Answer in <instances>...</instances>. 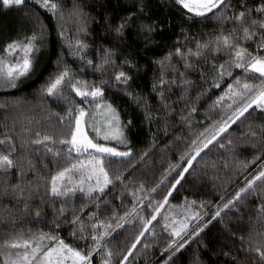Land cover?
Here are the masks:
<instances>
[{
    "label": "trees",
    "instance_id": "obj_1",
    "mask_svg": "<svg viewBox=\"0 0 264 264\" xmlns=\"http://www.w3.org/2000/svg\"><path fill=\"white\" fill-rule=\"evenodd\" d=\"M62 4L65 15L72 8L74 2H77L87 14L88 34L84 37L90 45L88 56L93 62L99 61V55H102L103 47L111 48L115 55L112 59L115 65L108 66L103 72L95 71L93 68L84 67L80 61L69 56L66 46H64L58 35L56 20L45 10L36 5L33 0H25L22 6H10L5 8L0 3V53L6 43L12 39H18L30 35L36 28L35 17H40L42 23L46 26V34L42 41V47L36 55L34 71L27 77H22L17 81L15 88L7 87L0 82V139L11 136L16 146L15 158L27 168V161L30 159L35 165V171H28L26 180H33L34 177H43L38 182L39 190L35 192L27 212H24L23 201H18L9 193L4 194L6 182L15 184L18 181V169L13 168L5 175L0 170V245L5 240L11 239L12 235L20 229L31 228L33 231L43 229L50 230V221L53 217V208L58 209L62 202L61 199L51 200L49 192L45 185L59 168L67 166V160L62 154L58 160L53 162V156L46 154L42 146H33L29 142L35 140L36 133L41 136L47 134L54 137L58 142L67 136L69 127L67 120L61 121L59 116H64L70 103L74 105L82 103V98L76 96L69 89L64 90V97H49L42 92V87L47 82L49 76L55 73L57 69V59L62 57L63 61L71 65L81 79L89 82L107 81L104 85V99L111 102L119 111L121 120L127 122L129 119L132 125L126 129L128 140L131 142L133 154L130 158H106L109 170L112 174H120L124 177L123 184L115 182L114 187L109 186L106 189L110 201L109 210L114 207L120 214L130 209L134 203L131 192L137 189L143 182L146 189L155 186L165 174L169 164H186L180 160V156L187 150L191 141L197 137L199 132L207 128L212 121L221 118V111L210 110L215 97L219 96L228 83L232 82L235 76L243 75L241 70L233 69V78L226 79L219 89L211 88L196 100L197 93L208 87L215 63L219 65L228 59L225 52L205 53L204 58H193L192 62L198 68H202L206 73L202 80L197 70L187 73L188 79L193 81V86L187 93L179 84L173 85L171 91L166 95L171 103L174 112L168 113L160 106L157 91H153L154 74L159 75V65L154 63L164 57L175 47L192 48L195 50L194 39L201 42L208 40L209 37L217 34L220 30V22L209 17L203 19L193 17L186 18L182 15L185 12L176 0H143V12L138 11L141 0H59ZM261 0H248L252 6L259 4ZM232 4L239 7V0H232ZM129 13H136V19L132 21L131 26L126 29L124 38L119 39L112 28L126 17ZM255 15V13L253 14ZM156 21V30L148 39L138 32L137 26L143 23ZM161 25L163 26L161 28ZM233 25L225 23L224 29L227 31ZM67 27L71 32L75 31L74 24L69 20ZM185 30V35L181 30ZM179 41V43L177 42ZM249 50L255 48V44L248 42L245 44ZM97 49H101L98 55ZM264 54V53H262ZM125 58L131 60L135 67L121 65ZM183 60L174 58L172 64L184 71ZM123 70L132 77L129 85L125 88L114 79L116 71ZM171 77V72L168 73ZM258 76V74H256ZM248 79L253 80L250 75ZM133 93L129 96L127 93ZM184 95L183 99L181 95ZM139 94L143 98L142 103H137L134 97ZM146 103L151 106L152 115L161 117L148 121L145 119V111L142 106ZM186 104H195L197 112L192 114L191 124H187L180 119L181 110L185 109ZM252 130L259 134V125L264 124V113L259 110H250L238 123L234 124L224 139L220 143L226 144L228 139H232L233 146L224 149L218 145L211 146L205 150L196 161L193 167L185 174L178 190L174 191L169 197L170 205H180L184 203L185 197L188 200H196L198 203L193 205L197 210L210 213L207 220L212 219L213 206L220 201L222 196L230 199L231 196L240 187H243L246 178L255 174L258 165L264 163V155L261 154V147H253L251 144L244 143L250 137L249 124ZM167 128L165 129V125ZM60 147L59 143L56 145ZM0 152H6V146L0 145ZM147 153L141 156L143 153ZM75 155V154H74ZM247 168L241 167L237 160H253ZM227 162V167L225 163ZM46 165V167H45ZM214 165V166H213ZM179 171V170H177ZM177 176L173 172L164 186L156 193L148 194L145 204L151 201L162 200L168 187L175 181ZM256 189L264 192V184L257 183ZM27 195V191L25 193ZM206 201L204 209H199V202ZM226 202V200H225ZM261 199L249 192L243 196L240 203L234 208L225 210L221 218L214 220L200 235L198 240H193L175 253L171 264H197V258L200 264H233L229 256L223 255L224 252L237 255L240 248L238 237L247 236L252 224L249 217L255 218L256 205ZM86 203L85 198L77 193L75 197L66 205L69 213L72 207L79 208L81 204ZM39 207L41 217L34 219L35 209ZM143 211L140 215L150 217L151 210L140 206ZM95 209L89 203L85 208L83 215ZM168 206L161 209V212H167ZM178 211V210H176ZM70 219V214H66ZM159 221V223H157ZM153 222L155 236L146 235L142 238V243L133 250L128 264H163L167 259L161 249L165 248L169 241V232L162 229V216L157 217ZM192 223H196L195 220ZM151 227V226H150ZM70 229L67 225H61L60 235L68 243H73L69 237ZM139 232V221H133L123 229L117 230L111 237V245L114 253H119L114 257L115 264L122 259L123 254L133 242ZM232 233L236 235L233 236ZM150 245L145 248L144 245ZM78 246L83 247V244ZM251 260L252 254L239 253L238 259ZM2 257H0L1 264ZM93 264H99V256L93 261Z\"/></svg>",
    "mask_w": 264,
    "mask_h": 264
},
{
    "label": "snow or ice",
    "instance_id": "obj_2",
    "mask_svg": "<svg viewBox=\"0 0 264 264\" xmlns=\"http://www.w3.org/2000/svg\"><path fill=\"white\" fill-rule=\"evenodd\" d=\"M25 0H0V3L7 8L10 6H22ZM40 8L49 13L56 20L57 35L61 43L66 46L69 56L74 57L86 68H93L95 71L103 72L108 66L115 65L112 57L115 55L111 48L103 47L102 55H99L101 49H97L99 61L94 63L88 56L90 45L84 37L88 34L87 14L77 2H74L72 8L68 11L67 17L65 10L59 0H33ZM185 12L186 18L199 17L208 19L209 17L220 22V30L217 34L209 37L208 40L201 42L194 39L195 50L192 48L175 47L164 57L155 60L159 65V75L155 76L153 82V91L157 92L160 106L168 113L174 112L166 93L171 91L173 85L179 84L187 93L193 86V81L188 79L187 73L197 70L203 80L206 73L202 68H198L192 60L193 58H204L205 53L225 52L228 59L216 65L213 63L212 76L208 82V87L197 93L196 100L208 92L211 88L219 89L226 79L233 78V69H239L243 75L235 76L231 83H228L223 92L215 97L210 110H219L222 115L218 120L204 128L195 139H193L187 150L180 156V160L186 164H169L165 174L160 181L152 188L146 189L143 182L139 187L131 192L134 203L130 209L120 214L114 207L109 210L110 201L107 199L106 189L109 186L114 187L115 182L123 184L124 177L120 174H112L109 170L106 158H130L133 154L131 142L127 139L125 130L132 125L131 119L127 122L121 120L117 108L109 101L104 99V85L107 81L89 82L81 79L78 73L72 69L71 65L63 61L62 57L57 59V71L51 74L42 87V92L49 97H64V90L67 88L76 96L82 98V103L74 105L69 104L64 116H59L61 121L67 120L69 133L58 142L51 135L36 133V139L29 143L33 146H42L46 154L53 156V162L58 160L63 154L66 158L67 166L59 168L51 175L50 180L45 185L46 191L50 194L51 200L61 199L60 207L53 208V217L50 223V230L44 231L37 229L33 231L30 227L20 229L14 233L11 239L4 241L0 245V257L2 264H93V261L99 256V264H115L114 257L119 253H114L111 245V237L119 229L132 224L133 221H139V232L135 236L127 252L119 259L118 264H128L133 250L142 243V238L146 235L155 236L153 222L157 221L158 216H162V229L169 232V241L162 253L167 256L163 264H171L175 253L184 249L193 240H198L203 231L217 218H221L225 210L234 208L240 203L243 196L249 192L261 199L256 205L255 218L249 217L252 227L247 236L238 237L240 248L237 255L224 252L223 255L229 256L233 264H264V192L256 189L259 182L264 184V163L258 165L255 174L246 178L243 187H240L231 196L230 199L222 196L220 201L213 206L212 219L207 220L210 214L207 211L201 212L194 210L193 205L196 200H188L185 197L184 203L180 205H170L169 197L174 191L178 190L185 174L193 167V162L205 150L211 146L218 145L224 149L233 146L232 139H228L226 144L220 143L224 136L228 134L230 128L245 118L250 110H259L264 113V0L254 6L248 3V0H239V7L232 4V0H176ZM143 0L138 6V11L143 12ZM255 13V15H253ZM136 19V13H129L126 17L116 24L112 31L119 39L124 38V33L132 21ZM71 21L75 26V31L71 32L67 27V22ZM36 28L30 35L18 39H12L6 43L2 53H0V82L4 86L15 88L17 81L22 77H27L34 71L36 55L40 52L42 41L46 34V26L42 23L40 17H35ZM231 23L233 26L225 31L224 24ZM156 21L151 23L141 22L137 28L138 32L148 39L156 30ZM163 26L161 25V28ZM185 35V30H181ZM185 39L188 37L185 35ZM179 43V41H177ZM255 44L253 50L245 46L246 43ZM174 58L183 60L184 71L172 64ZM121 65H127L134 68L135 64L125 58ZM171 72V77L168 73ZM258 74V76L256 75ZM252 76L253 80L248 79ZM114 79L119 84L127 88L132 77L127 72L120 70L114 74ZM129 96L133 93L128 92ZM184 95L182 93L181 98ZM137 103H142L143 98L136 94L134 97ZM145 119L148 121L160 119L153 116L151 106L143 103ZM197 112L195 104H186L185 109L181 110V121L191 124L192 114ZM101 116L102 120L97 117ZM91 127L95 136H90L87 128ZM260 132L252 130L249 124L250 137L244 143L251 144L254 148L261 147V154L264 155V124L259 126ZM167 124L165 125V129ZM103 138V143L99 142ZM108 141H116L118 145H123L126 150L121 151L118 146H110ZM59 143L60 147L56 145ZM0 145L6 146V152H0V170L7 175L8 171L18 169V181L15 184L6 182L4 194L11 193L18 201L22 200L24 212L30 207V201L36 191L39 190L40 179L43 177H34L33 180H26L28 171H35L34 163L29 159L27 168L15 158L16 146L11 136L0 139ZM75 154V155H74ZM147 153H143L146 155ZM257 159L240 161L241 167L247 166ZM214 166V165H213ZM46 167V165H45ZM227 167V162L225 163ZM179 170V171H177ZM176 172L175 181L168 187L162 200L151 201L147 204L144 197L138 196V193L146 192L148 194L156 193L158 189L165 185L169 176ZM27 191V195H25ZM77 193H80L86 200L79 208L66 206ZM226 200V202H225ZM91 204L94 211H90L86 216L83 215L85 208ZM206 201L199 202V209H204ZM151 210L150 217L140 215L143 208ZM168 206V211L162 213L161 209ZM178 210V211H176ZM66 214H70V219ZM42 213L39 207L35 209L34 219H39ZM195 220L196 223H192ZM159 223V221H157ZM61 225H67L70 229L68 235L73 243H68L60 235ZM151 226V227H150ZM235 236V233H232ZM83 244V247L78 246ZM145 248L150 245L145 244ZM252 254L251 260L245 257L238 259L239 253ZM197 264H200L197 258Z\"/></svg>",
    "mask_w": 264,
    "mask_h": 264
},
{
    "label": "rangeland",
    "instance_id": "obj_3",
    "mask_svg": "<svg viewBox=\"0 0 264 264\" xmlns=\"http://www.w3.org/2000/svg\"><path fill=\"white\" fill-rule=\"evenodd\" d=\"M97 119L98 120H102V117L101 116H98ZM87 131H88V133H89L90 136H95V133L92 131L91 127H88L87 128ZM125 132H126V130H125ZM126 136H127V133H126ZM127 139H128V136H127ZM99 142H102V143L104 142L102 137L100 138V141ZM108 143L110 144V146H118V147H120V150L121 151L126 150L123 145H118L116 141H108ZM137 195L144 197V202L147 200L146 193L142 192V193H138ZM193 209L194 210H197L195 207H193ZM1 264H2V260H1Z\"/></svg>",
    "mask_w": 264,
    "mask_h": 264
}]
</instances>
